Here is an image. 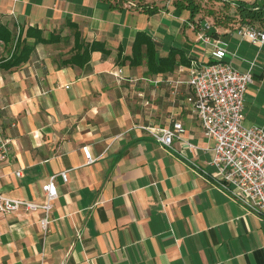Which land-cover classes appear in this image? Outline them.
<instances>
[{"label": "crops", "instance_id": "0c3cea01", "mask_svg": "<svg viewBox=\"0 0 264 264\" xmlns=\"http://www.w3.org/2000/svg\"><path fill=\"white\" fill-rule=\"evenodd\" d=\"M167 2L0 0V23L57 36L37 43L20 65L0 66V128L10 140L0 193L40 202L41 185L67 171L66 182L56 176L45 235L40 211L0 213V264H264V208L250 212L211 177L213 141L187 101L188 66L152 73L144 63L116 60L119 49L131 54L143 31L161 56L177 47L190 59H220L240 71L255 61L244 122L264 127V45L235 33L253 21L243 10L263 9L264 0H196L192 18L190 6ZM68 21L82 41L103 42L109 54L93 51L82 67L61 66L74 53ZM205 21L209 35L227 42L224 56L198 41ZM8 47L0 41V61ZM171 120L185 128L171 147L138 127Z\"/></svg>", "mask_w": 264, "mask_h": 264}, {"label": "built area", "instance_id": "2783aa9c", "mask_svg": "<svg viewBox=\"0 0 264 264\" xmlns=\"http://www.w3.org/2000/svg\"><path fill=\"white\" fill-rule=\"evenodd\" d=\"M122 1L127 7L137 6L134 0ZM211 28L210 22L202 23L197 39L210 44L215 54L222 57L227 52V42L209 35ZM235 33L260 47L264 45V26L243 23L236 27ZM254 66L255 61H251L247 71H240L224 60L204 62L192 58L187 68V84L191 88L187 101L191 104L204 135L213 141V154L209 164L214 167L211 177L215 184L250 212L258 213L264 208V127L258 124L246 125L244 122L245 96L254 80ZM120 73L122 69L118 68L116 74ZM138 127L167 147H171L173 140L181 138L185 131L180 122L173 120L167 126ZM9 149L10 140L3 137L0 128V162L7 158ZM81 150L87 163L95 160L86 145ZM19 173L17 171L15 174ZM57 175L64 182L67 181L65 170L50 175L41 185L43 200L40 202L0 193V213L40 211L38 223L45 235L49 232L50 214L58 195L55 181Z\"/></svg>", "mask_w": 264, "mask_h": 264}, {"label": "trees", "instance_id": "16d2710c", "mask_svg": "<svg viewBox=\"0 0 264 264\" xmlns=\"http://www.w3.org/2000/svg\"><path fill=\"white\" fill-rule=\"evenodd\" d=\"M174 0L176 8H184L191 5L190 17H193V10L196 5L192 0L183 1V4ZM187 2L186 4H184ZM184 5V6H182ZM243 17L251 19V23L260 27L264 26V8L259 10H243ZM67 24L73 29L74 43L71 50L74 53L60 62V65H77L82 67L90 60V55L93 51H100L103 56L109 54L103 42L92 41L84 42L80 38V33L77 30L76 25L68 21ZM15 28H9L7 25L0 23V41H3L5 45H8L9 52L6 58L0 61V66L6 69L16 67L23 63L34 49L37 43H49L57 39V36L49 34L43 36L42 31L36 27L28 26L25 29L20 27L18 30ZM28 38H32V41H28ZM55 38V39H54ZM118 63L128 61L130 66H137L145 64L147 70L152 73L173 72L179 65L189 66L190 58L185 55V52L180 48L171 47L167 54L164 56L158 55L155 49V44L151 37L143 31L137 32L131 47L130 55L121 54L120 49L117 52Z\"/></svg>", "mask_w": 264, "mask_h": 264}, {"label": "rangeland", "instance_id": "374dc122", "mask_svg": "<svg viewBox=\"0 0 264 264\" xmlns=\"http://www.w3.org/2000/svg\"><path fill=\"white\" fill-rule=\"evenodd\" d=\"M137 4L139 3V4H143V5H145V2L147 1L148 3H155V2H165L166 0H134ZM183 1H188V0H179L178 2L180 3V4H183ZM195 1L196 0H192V2H193V4L195 5ZM148 3H146V4H148ZM187 2H185L184 4H186ZM182 6H184V5H182ZM190 7H191V5H190ZM214 11H215V9H213ZM213 15H212V17H213V20L215 21V20H217L218 19V17L217 16H220V15H214V12L212 13ZM232 18V17H231ZM210 23H211V21H210Z\"/></svg>", "mask_w": 264, "mask_h": 264}]
</instances>
